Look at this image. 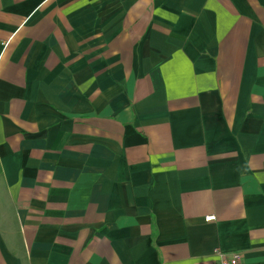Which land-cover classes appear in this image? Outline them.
I'll return each instance as SVG.
<instances>
[{
    "label": "crops",
    "instance_id": "crops-1",
    "mask_svg": "<svg viewBox=\"0 0 264 264\" xmlns=\"http://www.w3.org/2000/svg\"><path fill=\"white\" fill-rule=\"evenodd\" d=\"M215 250L264 264V0H0V264Z\"/></svg>",
    "mask_w": 264,
    "mask_h": 264
},
{
    "label": "built area",
    "instance_id": "built-area-1",
    "mask_svg": "<svg viewBox=\"0 0 264 264\" xmlns=\"http://www.w3.org/2000/svg\"><path fill=\"white\" fill-rule=\"evenodd\" d=\"M215 216L207 217V221L215 220ZM215 257H217L214 264H241L242 256L241 253L231 252L226 253L220 250H215Z\"/></svg>",
    "mask_w": 264,
    "mask_h": 264
}]
</instances>
